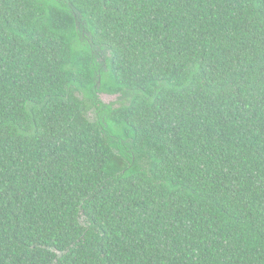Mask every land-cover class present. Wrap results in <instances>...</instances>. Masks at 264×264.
<instances>
[{
  "label": "trees",
  "instance_id": "16d2710c",
  "mask_svg": "<svg viewBox=\"0 0 264 264\" xmlns=\"http://www.w3.org/2000/svg\"><path fill=\"white\" fill-rule=\"evenodd\" d=\"M0 264H264V0H0Z\"/></svg>",
  "mask_w": 264,
  "mask_h": 264
},
{
  "label": "rangeland",
  "instance_id": "374dc122",
  "mask_svg": "<svg viewBox=\"0 0 264 264\" xmlns=\"http://www.w3.org/2000/svg\"><path fill=\"white\" fill-rule=\"evenodd\" d=\"M103 99H108L106 96ZM110 99V98H109Z\"/></svg>",
  "mask_w": 264,
  "mask_h": 264
},
{
  "label": "water",
  "instance_id": "95a60500",
  "mask_svg": "<svg viewBox=\"0 0 264 264\" xmlns=\"http://www.w3.org/2000/svg\"><path fill=\"white\" fill-rule=\"evenodd\" d=\"M106 95H102V98H104Z\"/></svg>",
  "mask_w": 264,
  "mask_h": 264
}]
</instances>
